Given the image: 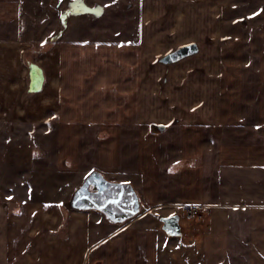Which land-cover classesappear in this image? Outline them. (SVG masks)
<instances>
[{"label":"crops","instance_id":"0c3cea01","mask_svg":"<svg viewBox=\"0 0 264 264\" xmlns=\"http://www.w3.org/2000/svg\"><path fill=\"white\" fill-rule=\"evenodd\" d=\"M153 2L142 3L151 28L115 33L136 39H109L100 16L62 15L21 49L26 93L41 100L26 170L77 183L69 201L4 194L0 264H264V25L221 26L225 6L235 10L225 0ZM27 8L0 0V47H23ZM148 32L151 46L138 38ZM31 65L42 72L36 92ZM87 180L99 189L83 195ZM105 190L106 208L88 203ZM174 216L179 236L163 230Z\"/></svg>","mask_w":264,"mask_h":264},{"label":"rangeland","instance_id":"374dc122","mask_svg":"<svg viewBox=\"0 0 264 264\" xmlns=\"http://www.w3.org/2000/svg\"><path fill=\"white\" fill-rule=\"evenodd\" d=\"M56 1L58 0H46L45 2L28 0V8L23 9L21 15L23 47L19 50L17 47L15 50L13 49L14 51L8 47H0V200H3L5 198L4 194L11 189L23 191L28 188L35 193L33 201L36 199H42L45 202L52 199L69 201L73 183H77L72 177L65 175L43 176L37 179L26 170L31 155L30 137L35 131L36 120L39 119L38 112L41 111V108L38 110L37 107L41 104V100L26 93V76L21 60V49H27V44L36 46L35 41L43 38L39 35L41 26L46 25V22L53 23L55 21L56 23L57 16L60 19L64 9H69V5L65 1L60 4H56ZM138 1H140V7L137 0H117V4L112 5L113 10L109 8L105 10L99 6L102 10L100 17L97 18V27H106L108 33L112 34L108 36L109 39H136L135 34L115 35V33L120 29L119 26H124V29L128 31L135 30L137 23H141L142 20H144L145 27L151 28V11H147V13L142 11V3L144 9H148L147 7L151 8V0ZM225 2L235 3V10L226 11L227 6H225V10L221 11V15L224 14L223 18L220 17L221 26L227 27L234 24H236V27L264 25V0H225ZM153 5H159L163 10V6L165 7L166 4L164 0H155ZM84 15L74 16L71 14L69 17ZM161 15L157 16L156 20L158 22L165 21L161 18ZM83 22V27L86 29L94 26L91 23L86 24L85 20ZM47 26L52 27L50 24ZM138 38L142 43L151 46V33L148 32L143 37ZM33 56H31L32 59H34ZM92 181L87 180L84 182L85 184L81 187V194H86L83 191L90 190L94 192L99 189L97 185L91 183ZM97 181L99 182L100 179ZM51 190H58V193L51 195ZM199 212L194 213V215L188 213V215L191 217L196 216Z\"/></svg>","mask_w":264,"mask_h":264},{"label":"water","instance_id":"95a60500","mask_svg":"<svg viewBox=\"0 0 264 264\" xmlns=\"http://www.w3.org/2000/svg\"><path fill=\"white\" fill-rule=\"evenodd\" d=\"M83 2V1H82ZM73 1L69 3V10L73 15L79 14H90V15H101V10L99 6L88 7L83 3V7H72ZM77 9V11H75ZM191 46L183 47L176 52L172 53L168 59L169 61H177L182 57L191 54ZM167 59V61H168ZM30 92H36L41 89L43 78L42 72L36 66L31 65L30 68ZM163 223V230L169 236H179L180 235V226H179V217L174 216L170 218H165L161 220Z\"/></svg>","mask_w":264,"mask_h":264},{"label":"trees","instance_id":"16d2710c","mask_svg":"<svg viewBox=\"0 0 264 264\" xmlns=\"http://www.w3.org/2000/svg\"><path fill=\"white\" fill-rule=\"evenodd\" d=\"M106 184L108 185V183ZM86 198L88 199L89 204H94L96 207H100V208H104V207L106 208L108 204L107 202L113 199V194L111 193L110 190H105L102 193H99L97 195H89Z\"/></svg>","mask_w":264,"mask_h":264},{"label":"built area","instance_id":"2783aa9c","mask_svg":"<svg viewBox=\"0 0 264 264\" xmlns=\"http://www.w3.org/2000/svg\"><path fill=\"white\" fill-rule=\"evenodd\" d=\"M72 2V1H71ZM68 5H69V3H68ZM96 7V6H95ZM71 14L72 13H70V10L69 9H67V8H65L64 9V13L62 14L63 16L61 17V18H66V17H69V16H71ZM202 210V208L201 207H194V208H191L190 210H189V214H191V215H194V213H197L198 211H201Z\"/></svg>","mask_w":264,"mask_h":264},{"label":"snow or ice","instance_id":"6c2138e0","mask_svg":"<svg viewBox=\"0 0 264 264\" xmlns=\"http://www.w3.org/2000/svg\"><path fill=\"white\" fill-rule=\"evenodd\" d=\"M72 7L73 8H75V7H83L82 0H73ZM120 203H123V202L121 201Z\"/></svg>","mask_w":264,"mask_h":264},{"label":"bare ground","instance_id":"6f19581e","mask_svg":"<svg viewBox=\"0 0 264 264\" xmlns=\"http://www.w3.org/2000/svg\"><path fill=\"white\" fill-rule=\"evenodd\" d=\"M38 68V67H37ZM39 69V68H38ZM39 70H41V69H39Z\"/></svg>","mask_w":264,"mask_h":264}]
</instances>
